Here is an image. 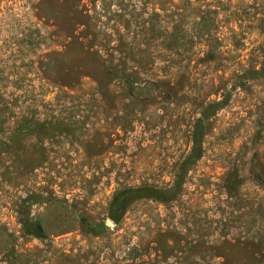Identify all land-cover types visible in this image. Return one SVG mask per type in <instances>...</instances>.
Segmentation results:
<instances>
[{
    "label": "rangeland",
    "instance_id": "374dc122",
    "mask_svg": "<svg viewBox=\"0 0 264 264\" xmlns=\"http://www.w3.org/2000/svg\"><path fill=\"white\" fill-rule=\"evenodd\" d=\"M0 264H264V0H0Z\"/></svg>",
    "mask_w": 264,
    "mask_h": 264
}]
</instances>
